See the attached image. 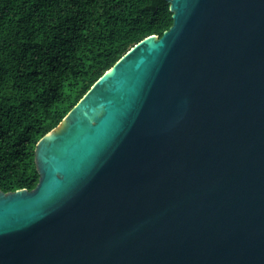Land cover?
Wrapping results in <instances>:
<instances>
[{
  "label": "water",
  "instance_id": "95a60500",
  "mask_svg": "<svg viewBox=\"0 0 264 264\" xmlns=\"http://www.w3.org/2000/svg\"><path fill=\"white\" fill-rule=\"evenodd\" d=\"M0 191V264H264V0H169Z\"/></svg>",
  "mask_w": 264,
  "mask_h": 264
},
{
  "label": "trees",
  "instance_id": "16d2710c",
  "mask_svg": "<svg viewBox=\"0 0 264 264\" xmlns=\"http://www.w3.org/2000/svg\"><path fill=\"white\" fill-rule=\"evenodd\" d=\"M169 0H0V191H32L37 142L134 45L172 25Z\"/></svg>",
  "mask_w": 264,
  "mask_h": 264
}]
</instances>
